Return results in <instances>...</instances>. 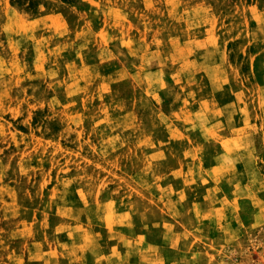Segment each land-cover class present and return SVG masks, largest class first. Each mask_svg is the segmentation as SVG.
Returning <instances> with one entry per match:
<instances>
[{"label": "rangeland", "instance_id": "rangeland-1", "mask_svg": "<svg viewBox=\"0 0 264 264\" xmlns=\"http://www.w3.org/2000/svg\"><path fill=\"white\" fill-rule=\"evenodd\" d=\"M0 264H264V0H0Z\"/></svg>", "mask_w": 264, "mask_h": 264}]
</instances>
